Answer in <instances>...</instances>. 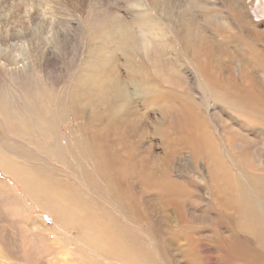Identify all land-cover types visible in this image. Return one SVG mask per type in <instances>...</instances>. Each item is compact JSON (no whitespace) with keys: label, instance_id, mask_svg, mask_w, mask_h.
<instances>
[{"label":"bare ground","instance_id":"bare-ground-1","mask_svg":"<svg viewBox=\"0 0 264 264\" xmlns=\"http://www.w3.org/2000/svg\"><path fill=\"white\" fill-rule=\"evenodd\" d=\"M26 1L32 4L35 0ZM103 1L94 0L93 4L91 1L89 8L82 10L92 30L80 71L68 95L75 117L87 119L81 127L84 130L82 139L86 144L83 155H87L90 164L93 161L95 172H89L83 163L85 184L56 182L45 174L47 172L44 173L46 170L30 166L14 154L0 151L2 169L22 183L28 197L45 207L52 220V224H48L28 213L24 217L23 213L19 221L10 213V207L0 202V264H162L161 260L158 261L161 257L154 256L156 252L164 257H168L169 253L172 256L169 257L170 263L204 264L198 250L202 247L198 246V236L195 235L199 230L193 232V229L197 230L193 227L196 220L198 225L197 217L194 218L197 206L178 202L163 193V186L173 190L172 178L168 174L152 171L148 179L155 182L153 185L123 184L133 172L131 161L134 159L131 154L137 150L134 151L136 145H130L129 139L132 137L130 132L137 129L138 123L135 119L131 121V116L141 103H147L148 110L144 114L155 128L163 123L167 107H180V112L184 114L188 129L180 134V138L198 153L203 170L211 175L214 172L215 180L208 186V191L216 199V211L224 212H221L223 218L229 223L225 245L220 244L217 237L208 238L215 246L225 247L223 254L228 258L222 259L226 260L225 264H264V76L260 78L249 72V67L245 65L249 64L248 61L242 62L247 72L239 82L215 68V63L220 60L230 65L237 62L240 49H246L243 47L244 41L240 40L243 36L232 28L224 35H214L203 29L202 41L195 49L199 30L196 11L198 7L204 11L206 7L211 9L206 0L201 5L199 0H127L131 10L128 15L115 11L114 3ZM254 3L255 0H245L247 9L237 10L236 19L245 26L248 36L252 37L251 32L255 31L256 40L263 42L264 22H253L247 11ZM18 6L14 5L12 11L19 9L28 12L31 9ZM212 7L217 10L211 11L212 16L206 13L205 22L228 29L230 25L220 9ZM260 9L264 12V7ZM12 11L10 13H14ZM163 18L176 23L174 28L170 30V24L164 26ZM41 25L42 30L49 27L48 32L36 40L30 38L24 41L21 47L25 48V53L3 54L0 67H7L18 74L17 81L25 84L28 93L35 90L34 93L43 96L42 100L39 99L42 104L38 106L30 102L31 98L26 92L23 95L28 106L39 109L40 115L46 117L41 118L28 132L23 126V123L27 124L26 120L22 118L21 123L17 112H9L4 106L7 104L9 109H17L22 105L20 101L1 104L0 114L12 134L22 136L27 132L32 143L41 144L44 141L45 154L54 155L56 150L50 126L53 120L62 118V114L58 112L56 116H47L52 112L45 106L50 107L52 102L53 92L49 87L57 83L63 71L61 67L58 68V63L68 55L65 52L69 50L72 40H79V29L72 21L64 26L57 19H44ZM173 29L176 43L171 34ZM52 39L61 43L59 51L55 50ZM10 40L6 42L10 43ZM16 41L14 44L18 43ZM179 44L186 50L190 46L194 49L192 53L200 56L196 66L204 85L212 93L211 105L215 111L212 115L221 127L222 140L214 132L213 122L207 116L209 102L198 104L193 96L182 93L185 91L182 68L186 71L188 66L182 62V57L180 59ZM246 50L250 51V63L258 64L264 72V50L254 49V55L249 46ZM175 52L178 57L174 56ZM220 68L226 70L222 63ZM28 72H32L37 80L28 76ZM42 75L54 82L43 80ZM223 84L225 89L222 91ZM167 86L173 91L168 103L165 99ZM61 88L69 90L68 85ZM59 93L60 90L56 88L54 94ZM24 114L27 112L24 111ZM251 129L257 130L254 132L261 137L259 142L253 134H249ZM37 134L41 136L36 137ZM67 162L66 166L76 171V166L70 160ZM233 171H240L242 177ZM1 188L14 199L17 198L13 189L3 181H0ZM114 211L122 213L126 223L115 217ZM201 212L204 213L203 209ZM210 226L213 227H207ZM136 229L139 232H135ZM150 245L154 246L155 251Z\"/></svg>","mask_w":264,"mask_h":264},{"label":"rangeland","instance_id":"rangeland-1","mask_svg":"<svg viewBox=\"0 0 264 264\" xmlns=\"http://www.w3.org/2000/svg\"><path fill=\"white\" fill-rule=\"evenodd\" d=\"M44 1L45 0H41V1L35 0L32 4H28L26 0H0V21L2 22V23L0 22V50H1L0 54H2L0 55V57H3L4 55L6 56V54L9 55L13 52L25 53V48L23 47L24 48L23 49L21 47V46H24L23 44L24 41L30 38H34L36 40L37 37L39 38L40 36L48 32L49 27H47L45 30H42L41 23L44 19H48L50 21L57 19V21L62 22L64 26L68 25L72 21L74 22L75 25L78 26L79 40L77 42L72 40L73 43L71 42L72 44L69 45V50H66L65 52V53H68V55L66 57L63 56L60 59L58 63V66H59L58 68L61 67L63 71L61 75L59 76L57 83L55 82L56 84L53 83L54 84L53 87H49V89L53 92V95H51L52 102H50V104L48 103L50 107L45 106V108H47L48 110L52 112V115H47V116H53V115L56 116V113L58 112L59 114L60 113L62 114V118H59V120L58 118H56V120H53L51 122V126H50L51 131L53 133L52 142H53V145L56 151H54V155L45 154L44 141L41 144L32 143L27 137V132H25L24 135L22 136H15L14 134H12L7 128L4 117L1 114H0V151L2 153L14 154L18 156L21 160H23L25 163L29 164L30 166H36L39 169L46 170L44 171V173L47 172L45 174L49 175L52 179H55L56 182L66 181L65 183H69V184L73 183L75 185H77L78 183V185H83L85 184V178L83 175V168H84L83 163H85V165L87 166L86 169L89 170V172H95L93 161H91V164H90L87 155L86 156L83 155V151L86 150V144H85V141L82 139L84 137V134H83L84 130H82L81 127L85 125V121L87 119L84 117H79V118L75 117L73 113L74 111L71 107V101L69 100L70 98L68 97V95L72 92L71 86L73 85L74 79L80 71L82 60H84V56H85V53L88 47V41H89L88 37L92 30L89 25V20L85 15V12H83L82 10L88 9L89 3L92 1L91 4H93L94 0H78V1L77 0H50V1L48 0L45 2ZM125 1H126V4H125ZM235 1L236 3H234ZM235 1L234 0H206V2L211 7V9L206 7L205 8L206 11H204L198 7V11H196V13L198 14L197 22L198 21L199 22L196 24H198L199 30L197 34V40H196L197 47L195 46V49L199 48L200 46V43L202 41L203 29L204 31L207 30L211 33H214V35H218L220 33L224 35L230 30V28H232V30L234 31L237 30L238 34L243 36V38L240 39L244 41L243 47L247 49V46H249L251 49V53L253 55H254V52L257 50V47H259L257 51H259V49L261 48L264 50V41L258 42L256 40L257 33L255 31H252L253 32V33L251 32V34H253L252 37L248 36L245 26L242 23L238 22L236 19V13L238 11H240L241 9L243 10L247 9V6L245 5V0H235ZM102 2L104 1L102 0ZM109 2L111 4L114 3L113 8L118 13L131 14L130 12L131 10L127 4V0H110V1L108 0V3ZM202 2L203 0H199L200 5L202 4ZM16 4L17 6L19 4L20 7H22L23 9L28 6V8H31L29 10L31 13H28L29 11L25 12L24 10H19V9L16 10V12L12 11L14 5ZM100 5L106 8L105 5L103 6L101 3ZM212 6H215L220 9L222 14L224 15L225 20L230 25L228 29L218 27L216 26L215 23L213 24V23L205 22V18H204L205 14L207 13L208 15L210 14L212 16L211 11L217 10V9H214ZM256 6H260V8H263L264 0H258V1L255 0L253 7L250 8V10H247L249 14L251 15L252 21L255 23L262 22V21L264 22V12L262 9H260L259 7L257 8ZM152 10L155 12L154 9ZM11 11L14 13H10ZM163 20H164V26H166L165 24L171 25L170 30L174 28L173 27L174 25H176V23L174 22L170 23V21H168L165 18H163ZM219 30L221 31L219 32ZM173 32H174V29L171 33L172 36L174 35ZM9 38H11L10 43L6 42L7 39ZM173 38L175 39L174 41L176 43L177 41H176L175 35L173 36ZM219 39L222 40V37L219 36ZM14 41L18 43L14 44ZM52 41L54 43L53 45H54L55 50L59 51L62 48L61 43L53 39ZM182 47L183 46L181 44L177 46L178 51L181 55L180 59L181 57L183 58L182 62L187 64L186 66H188V70H186L187 71L186 72L185 69L182 68V72H184L182 75V81L184 83L185 91L184 92L181 91V92L183 94L193 96L194 100L198 104L204 105L205 101L209 102V106L207 108V116L213 122L212 126L214 127V132L218 135L219 138L221 136L220 139L222 140L223 135H222L221 127L215 122L214 117H213L214 115H212V114H215L214 108L211 105L212 93L209 92L208 87L204 85V80L198 71V67L196 66L200 59V56L199 54L194 55L192 53L194 49H192L190 46L188 47L187 50L184 47L183 48ZM246 49H240L242 52L239 50L240 58L237 60V62H235L232 65L227 64L228 62L226 63L223 60L222 61L220 60L219 63L218 62L215 63L216 70L218 72L220 71L219 73L222 72L221 74H230V76L235 81L239 82L243 78L244 74H246L247 72L245 67L242 65V62L248 61L249 64H245V63L243 64L249 67V70H248L249 72H251L252 74L260 78L261 76H264L262 67H259L258 64L250 63L249 61L250 51H247ZM174 56L178 57V54L175 52ZM176 60L177 62L181 64V62L178 61V59ZM221 63L224 64L226 70H223L220 68ZM179 68H181V65ZM16 75L18 74L12 73L11 70L8 69L7 67H0V94H1L0 105L6 104V103L16 104L12 102V100L20 101L22 105L19 106L17 109H9V106H7V104L4 106L7 107V110L9 112L13 110L16 111L18 114V120L21 123H23L22 118L25 119L27 124L23 123V126L26 130H28V132H31L32 127L37 122H40L41 118L45 119L46 116H41L40 115L41 111L39 109H35V108L28 106L26 103V98L23 95H25V92H26V95L30 96L31 98L30 102L31 103L34 102L38 106L40 105V103L42 104L40 100L43 99L42 98L43 96L37 95L36 93H34L35 90L30 91V93H28L27 90H25L26 88L25 84L21 83L20 81H17L18 79L16 78ZM29 75L32 76V72H28V76ZM32 78L34 80H37L33 76ZM42 79L48 80L49 83L54 82L52 79H47L45 75H42ZM63 85H68L69 90L68 91L62 90L61 87ZM56 88L60 90L59 94H54ZM221 88L223 91V89H225V85L223 84ZM165 90H166L165 99L167 100L165 101L166 103H168L169 100L171 99L170 93L173 91L170 90L168 86L165 87ZM178 93L180 95H183L180 92ZM229 94L230 96H233L231 93ZM34 98L36 100H34ZM146 106H147V103H143V104L141 103L139 107H137V109L134 111L133 113L134 115L131 116L132 120L129 118L131 121L135 119L134 121L138 123L137 129L135 131L132 130V132H130L132 139L130 138V134H129V138H130L129 140L131 143L130 145L135 143L134 145H136L137 147L134 146V151L137 150L138 152L135 151L137 153L135 152L132 153L134 154V157H137V158H134L133 155L131 154V158L134 159L131 161V171L133 170L132 172L133 174L130 173L128 176L129 180L127 178L128 181L127 180L125 182L123 181V184L124 185L129 184L131 186L146 185V184L153 185L155 184V182L148 179V176H150V173H152V171L153 172L159 171V172L168 174L169 177L172 178L173 190L171 188L167 189L165 186H163L164 187L163 193L168 196L173 197V199L177 200L178 202L180 201L184 203L186 202V203L194 204L197 206V209H196L197 211L195 212L199 214L198 215L196 214L194 218L197 217L196 219H198V225H197V220L195 219L196 223L193 226L197 230H194L191 227L190 229H193L194 233L195 231L197 232L199 230L197 232L198 234L196 233L195 235L196 237L198 236V238H196L197 243L198 241L199 243H201V244L198 243V246L200 248L202 247V249L201 250L198 249V250L202 254V261L204 260L203 261L204 264H218L219 262H220L219 264H225L226 260H222V259H225L226 257V255L223 254L225 251V247L215 246V244H212L213 241L211 240L213 239V237H217L218 242L222 245H225V241H226L225 234H228L227 233L228 231L226 228L229 225V223L226 222L227 219L223 218L224 215H222V213L224 212L221 211L222 212L221 213L219 210L216 211L217 209L216 199L213 198V196L210 195L208 191V186L212 184L215 180L213 176L214 172L212 171V175H211L207 171H204L203 166L199 164V161L201 158L200 159L198 158L199 156L198 153L193 151L190 147H188L186 144L182 142V138H180V134L183 131L186 132L188 127L185 125L186 121L183 119L184 114H182L179 110L180 107L178 108L167 107L165 110V112L167 113H165L166 115L164 116L163 123L155 128V125L151 124V122L149 124L148 121L150 120H148L147 115L145 116L144 114L148 110L146 109ZM175 109H178V110H175ZM24 111L27 112L26 115L24 114ZM218 111L219 110L217 109V112ZM225 118L229 119L227 116H225ZM145 120H147V122ZM232 121H234V119H232ZM255 130L256 129H253V130L251 129L249 134H253V136H255V139L259 142L261 137L256 136L254 132ZM162 134L164 135L165 138L163 137ZM75 135L76 137L77 136L78 137L76 138ZM40 136H41L40 134L36 135V137H40ZM159 138H163V140L161 139L160 141ZM256 150L257 148L254 151ZM119 154L121 155V158H123L122 156L123 153L120 152ZM58 155L59 157H57ZM60 157L62 159H60ZM142 158L145 159L146 161H144ZM137 159H140V160H137ZM67 160H70L76 166V171H73V169H71L70 166L69 167L66 166V164L68 163ZM139 161H141V163ZM135 162L136 163L138 162V163L136 164ZM136 166L138 167V169L136 168ZM91 170H94V171H91ZM233 172L239 175L240 177H242L241 174H239L240 171L239 172L233 171ZM92 176H93V173H92ZM0 181H3L8 187L13 189V191L17 195V198L14 199L12 196L8 194L7 191L3 192L2 188L0 189V202L5 204L6 206H9L10 213L12 212L16 218L23 217V213L25 214L24 217H26V214L28 213L29 215L34 216L37 219H41L43 222L52 224L51 215L47 211V209L45 207H42L41 205H38L35 201L31 200L28 197V195L25 193L22 183L19 182L13 174L5 172L1 166H0ZM132 182L134 185L132 184ZM210 200L211 201L214 200V201L211 202ZM202 209L204 213L201 212ZM118 213L119 212L114 211L115 217H117L120 221H123L124 223H126V217L122 213L120 214ZM120 216L121 218L122 217L123 218L121 219ZM205 216H206V220L208 219L207 223L205 220ZM221 216L222 218H220ZM18 220L21 221L22 218H19ZM209 221L212 222L213 224L209 223ZM209 225H212L214 228L211 226H210L211 228L207 227ZM137 231L139 232V230L136 229L135 232ZM214 231L217 234V236L214 233ZM219 232L222 233V237L224 238V240L222 239V237L220 238L221 233ZM199 234L202 236H205L206 238L205 237L202 238V236H199ZM54 236L56 235L54 234ZM208 238H211V239H208ZM207 240L209 243L207 242ZM149 241L150 240L148 239V243L151 242ZM201 241L203 242V244ZM209 244H211L214 248H212L211 245ZM152 245H150V247L152 251H155V248H153L154 246ZM154 254L153 255L156 258L161 257L159 258V260L158 259L157 260L158 261L161 260L162 264H169L170 263L169 257L172 258V256L169 253H167L168 257L165 256L166 258H168V260L165 259L164 256H161L159 252H156ZM220 256L223 258L220 259ZM210 258L213 260H211ZM226 259L228 258L226 257ZM175 263L178 264L177 261H174V262L171 261L170 264H175ZM5 264H8V263H5Z\"/></svg>","mask_w":264,"mask_h":264}]
</instances>
